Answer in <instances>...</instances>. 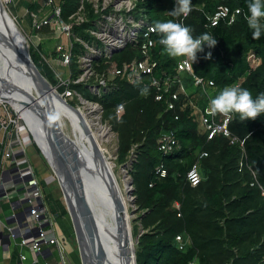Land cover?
<instances>
[{
	"label": "trees",
	"instance_id": "16d2710c",
	"mask_svg": "<svg viewBox=\"0 0 264 264\" xmlns=\"http://www.w3.org/2000/svg\"><path fill=\"white\" fill-rule=\"evenodd\" d=\"M80 2L60 0L61 18L67 21ZM83 3L86 19L73 28L74 56L70 64L73 78L81 72L79 56L86 51L83 41L94 40L91 29L95 28L93 21L99 16L90 0H83ZM175 4V0H138L132 13L137 18L146 16L156 24L157 20L170 18L167 13ZM191 4L194 8L184 24L190 26L193 37L208 32L217 39L215 46L204 45L196 53V59H191L193 71L207 81L213 80L215 86H206V90L196 87L188 73V80L184 82L177 66L185 54H169L160 41L151 51L152 58L158 62L154 75L181 76L188 93L198 96L200 106H205L224 86L234 83L251 89L254 97L264 93V34L259 38L252 34L246 18L248 0H191ZM219 4L240 8L241 13L232 24L222 21L208 29L204 11L198 7L203 6V10L211 12ZM43 5L44 0H33L27 9L38 12ZM48 29L49 26L43 28L41 33ZM47 45L43 41L37 48L30 44V55L39 71L62 93L66 86L59 85L53 69L41 56H55L54 46ZM250 51L261 58L256 68L247 61ZM137 57L138 49L128 44L111 58L95 61L93 66L101 74L107 71L111 61L121 66ZM151 81L150 75H142L141 81L134 82L117 77L108 83L114 88L101 96L88 88V84L96 83L94 78L69 84L83 98L102 107V121L107 122L118 137L117 161L123 164L135 155L130 172L137 207L132 234H138L140 225L143 228L135 249L136 264H190L192 261L198 264H264V113L246 120L234 113L229 128L234 135L245 139L244 167L239 170L242 148L230 144L222 134L208 140L198 114L185 96L180 95L174 109H168L170 93L165 94L163 100H156L157 89ZM177 87L178 84L173 83L171 91ZM77 101L75 98L69 102L76 106ZM171 130L176 133L179 148L163 155L157 140L162 132ZM204 151L208 155L201 157ZM196 161L201 181L191 186L187 172ZM160 164L167 171L165 177L156 174ZM251 182L255 183L251 185ZM54 220L58 236L72 248L62 219L55 216ZM177 235L186 239L183 249L178 246ZM74 262L79 264L76 258Z\"/></svg>",
	"mask_w": 264,
	"mask_h": 264
},
{
	"label": "built area",
	"instance_id": "2783aa9c",
	"mask_svg": "<svg viewBox=\"0 0 264 264\" xmlns=\"http://www.w3.org/2000/svg\"><path fill=\"white\" fill-rule=\"evenodd\" d=\"M7 0H5L6 2ZM39 1V0H34ZM91 1V0H90ZM138 0H97L93 2L95 13L99 16L93 21L94 27L91 29V34L94 40L84 42L83 45L87 51L88 45H95L96 49H92L91 53L79 56L80 74L73 78L70 70V64L74 56L73 44V28L75 25H80L86 19L85 6L83 0L77 10L73 12L67 21L61 18V6L57 0H44V5L51 8L50 14L41 15L40 12L29 11L27 14L31 18V25L37 35H35V44L37 46L45 39L44 33L41 30L45 27L54 28L56 32L52 38L55 41L64 34L68 37L69 44L56 42L54 45L55 56L41 54L42 59L53 69L59 81V85L66 86L63 97H69L74 94L69 84L72 82L80 83L87 82L91 78L96 80L95 84H88V88L92 85L94 93L101 96L113 89L109 86V81H114L117 77L125 78L130 82L141 81L142 75H150L152 78L151 84L156 87V100H163L165 94L170 93L171 98L167 101L168 109H174L176 101L180 99V95H184L188 104L196 111L199 117V122L202 129L208 134V140L213 139L217 134H222L227 137L230 144H238L242 148L241 159L239 162V170L244 167V142L245 139H240L234 135L229 125L234 118V113L229 115L218 111H213L211 99H208L205 106H200L198 96L188 93L187 88L179 75L174 77H156L155 70L158 67L157 60L151 56L152 49L160 41L162 33H160L156 24L152 23L146 16L137 18L132 11L134 10ZM175 7L179 5V0H175ZM203 7V6H202ZM202 7H198L204 11L207 18L205 26L211 29L217 26L220 22L226 21L227 24H232L236 21L241 13L240 8L232 9L226 4H219L216 8L207 12ZM194 7L192 6L191 9ZM186 15L181 13L178 16L168 12L169 19L177 20L184 24ZM98 31V34L96 32ZM115 33H123L127 35V39L120 45H111L110 38ZM49 38V37H48ZM76 40H80L75 38ZM82 43V41L80 40ZM161 43V42H160ZM128 44L134 45L139 51V58H134L130 62H124L119 66L116 62L111 61L106 72L99 74L93 64L101 58H111L113 54L122 51ZM162 44V43H161ZM206 47H209L205 44ZM85 51V52H86ZM84 52V53H85ZM84 56V57H82ZM58 61L68 67L69 75L67 78H62L54 69L53 62ZM81 61L83 64L81 65ZM247 61L252 68H256L261 63V58L253 51L247 55ZM178 71L186 72L194 79V84L203 90L206 86H215L213 80L207 81L204 77L196 75L193 71V62L191 58L184 55L178 62ZM110 73L112 75L110 76ZM173 83H177L178 87L175 91H171ZM239 84V83H236ZM99 92H95L97 89ZM103 89V91L101 90ZM78 96V95H77ZM81 98V96H80ZM84 101H88L82 99ZM95 105L98 103L88 101ZM100 106V105H99ZM101 107V106H100ZM121 108V107H120ZM102 110V107H101ZM119 112V109H118ZM178 116H176V119ZM30 119L16 108L13 104L5 99L0 98V213L1 204L8 202L10 204V214L5 218V221L0 218V245L8 248L4 234H7L11 239L18 241L17 245L20 249L28 248L30 252L36 255L44 253V245H56L58 248L57 264H67L66 259V243L56 234V226L52 211L48 210L45 205L44 197L41 191V183L35 172L34 166L29 162L27 156V148L35 141L38 146L40 143L31 127ZM158 148L163 155L170 154L179 148V141L176 133L171 130L162 132L157 140ZM43 152V151H42ZM44 154V153H43ZM207 152H202V156H207ZM49 162V159L46 157ZM51 171L53 172L52 168ZM54 174V173H53ZM156 174L160 177H165L167 171L163 164H160L156 169ZM187 181L191 186H196L201 181L199 163L196 161L192 164L187 172ZM255 182H251L253 185ZM264 194V190L262 192ZM177 207L179 206L176 204ZM180 215V214H178ZM176 241L180 249L184 248L186 239L182 235L176 236ZM27 260L24 253L20 255V261ZM38 257H33L29 264H37ZM44 264H50L45 262ZM190 264H198L196 261Z\"/></svg>",
	"mask_w": 264,
	"mask_h": 264
},
{
	"label": "water",
	"instance_id": "95a60500",
	"mask_svg": "<svg viewBox=\"0 0 264 264\" xmlns=\"http://www.w3.org/2000/svg\"><path fill=\"white\" fill-rule=\"evenodd\" d=\"M4 2L5 0H0V47L5 52L3 56L9 66V71L6 73H10L12 82H21L29 87L27 90L21 89L17 84L0 78V92L7 87L6 89L12 92V96L19 95L21 99L18 100L22 107L18 108L28 119H30L29 112L24 108L32 103L29 110L36 115L47 138L50 157L43 149L42 151L49 159V164L63 193L77 243V252L67 247L68 253H72L79 264H136L130 227L131 214H126L117 193L111 195L114 200L111 199V201L113 205L115 204L113 208H116L119 217V220L115 222H117L121 238L119 242L110 239L112 244L117 245L118 250H116L115 260H108L99 237L98 219L94 217L85 194V184L98 185L93 176L94 163L84 162L80 156L76 155V150L69 145V139L61 128L59 118H51L56 115L55 102L73 109L76 107L71 105L39 71L31 58L25 35ZM24 112H27V115ZM92 199L94 200L93 196ZM130 201L134 206L135 199L131 197ZM139 236L140 234L137 236V242Z\"/></svg>",
	"mask_w": 264,
	"mask_h": 264
},
{
	"label": "bare ground",
	"instance_id": "6f19581e",
	"mask_svg": "<svg viewBox=\"0 0 264 264\" xmlns=\"http://www.w3.org/2000/svg\"><path fill=\"white\" fill-rule=\"evenodd\" d=\"M127 38V35H124L123 33H115L110 38V44L113 46L120 45ZM4 54V50L0 47V78L7 82H12L13 78L10 76V73H6L9 71V66L3 56ZM12 83L17 84L21 89L25 90L29 87L17 81H13ZM6 88L1 90L0 98L9 100L17 108H21L22 104L18 100L21 99V97L17 94L12 96V92ZM81 103L82 105L73 109L55 102L54 109L57 119L59 118L60 120L66 118L70 123L73 136H66L69 139V145L76 150V155L80 156L81 160L84 162L87 161L89 163H94L93 176L94 179L96 178L95 181L97 180L96 183L98 185L87 186L85 184V194L88 197V204L93 211L94 217H97L98 219L99 237L103 249L106 251L108 260L114 261L116 250L118 249L116 244H112V242H110V239L119 242L121 233L119 229H117V222H115L119 220V217L117 216L116 208H113L115 204L113 205L111 201V199L113 200L111 195L113 193L118 194V197L121 198L122 205L124 206V210L127 214L129 213L127 205L131 199L130 193H132V188L129 180L126 178L124 180L123 188L120 187L117 177L113 171L112 164L106 156L107 150L105 143L110 141L111 129L107 125L101 123L99 117L93 119L92 116L88 115V113L92 114L95 110H98L97 105L84 100H82ZM30 106H32V103H29L26 107L24 106V110L29 112L28 114L30 117L29 121L31 123V127L34 130L44 152L50 157L51 154L47 138L43 133V129L36 115L29 110ZM24 113L27 115V112ZM91 195L94 197V200Z\"/></svg>",
	"mask_w": 264,
	"mask_h": 264
},
{
	"label": "rangeland",
	"instance_id": "374dc122",
	"mask_svg": "<svg viewBox=\"0 0 264 264\" xmlns=\"http://www.w3.org/2000/svg\"><path fill=\"white\" fill-rule=\"evenodd\" d=\"M32 1L33 0H7L6 2H4L5 6L7 7V9L10 12V14L14 17L19 28L21 29V31L25 35L27 43H28V47H30V44H32V45L35 44V35L39 34L33 30L30 19H29L28 14H27V5ZM57 1H60V0H57ZM91 1L96 2L97 0H91ZM41 11L47 15L48 13L50 14L51 8L49 6L43 5V8ZM53 30H54V28H52V29L49 28L48 31L44 33L46 37H49L50 41L48 39H46L47 41H43V42H50L52 44V46H54L56 42H63L64 44H67V45L69 44L68 37L64 34H61V37L59 39H57V41H55L54 39H56V38H52V36L55 35L56 32ZM96 34H98V31L96 32ZM88 47L89 48L84 53L85 54L84 56H86L87 53H91L93 51L92 49H96L94 44L88 45ZM84 56H82V57H84ZM82 64H83V62L81 61V65ZM53 65H54V69L57 71V73L62 78L68 77V75H69L68 67L64 66L63 64H61L58 61H54ZM111 75H112V73H110V76ZM182 78H183L184 82L186 79L188 80V75L186 72H182ZM92 87L93 86L91 85L90 89L94 93V89ZM101 90L103 91V89H101ZM72 91L74 92V94L72 96L65 97V99L69 102V101H72L75 98H77L78 101H77L76 107L79 105H82V103H81L82 98H80L81 95L75 90H72ZM95 92L98 93L99 90L97 89V90H95ZM97 107H98L97 108L98 110H95L92 114L88 113V115L92 116L93 119H95L96 117H99L101 123H103L104 125H107L111 129L110 141L105 143L106 144L105 147L107 150L106 156H107L109 162L112 164L113 171L117 177V180L119 182L120 187L123 188L125 178L128 179L129 182L131 183V188H132V193H130V195L132 198L135 199V196L133 193L134 192L133 181H132V178L130 175L131 165H132L131 160L132 159L134 160L135 155H132L130 157L131 160H128L126 163L120 164L117 161V154H118V137H117V134L112 130V127L107 122L102 121L101 107L99 105ZM60 125H61L62 130L64 131V133L68 137L73 136V134L71 132L72 129H71L70 123L66 118L60 119ZM26 151H27V156H28L29 162L34 166V169H35V172H36L38 178L40 180H43V182L41 183V191H42V194L44 197L46 207L49 210L50 206L52 205V212L51 213L53 215L57 214V217H60L62 219V222L67 229V234L69 236V238H68L69 243L73 249H77V243H76V239L74 236L73 225H72V221H71V218L69 215L68 207L65 203L63 193L61 191L59 183H58L55 175L51 171V166H50L48 160L46 159L41 148L38 146V144L35 141L33 142V144L31 146H29L27 148ZM133 152H135V149H133ZM2 207L4 210V214L0 213V218L5 220V215L10 214V204L8 202H3ZM127 207H128V212L131 214L130 215V227H131V233H132L133 232L134 219L137 217L136 203L133 206L132 202L130 203V201H129ZM138 224H139V222H138ZM142 229L143 228L140 225L138 227V231H139L138 234L137 235L132 234V238L134 241V244H133L134 250L136 249V245H137V236L139 234L141 235V233H143ZM14 250H15V243H14V241H12L10 248L6 251V254L11 255V253H13ZM74 258L75 257L73 254H71V253L67 254L66 255L67 264H76L74 262Z\"/></svg>",
	"mask_w": 264,
	"mask_h": 264
},
{
	"label": "clouds",
	"instance_id": "9594fccd",
	"mask_svg": "<svg viewBox=\"0 0 264 264\" xmlns=\"http://www.w3.org/2000/svg\"><path fill=\"white\" fill-rule=\"evenodd\" d=\"M191 8V0H179V5L174 7L171 13L174 16L181 13L186 15ZM246 18L254 37L259 38L264 34V0H248ZM156 28L162 33L160 42L169 54L174 56L187 54L193 61L196 59V53L202 50L205 44L212 47L217 43L216 37L208 32L199 37H193L190 26L173 19L157 20ZM208 55L210 56L211 53L209 52ZM81 98L85 99L82 96ZM210 102L213 111L229 115L239 113L240 117L245 120L264 113V93L254 97L251 89L235 83L224 86L218 94L211 98ZM51 118L56 119L57 117L53 115Z\"/></svg>",
	"mask_w": 264,
	"mask_h": 264
},
{
	"label": "crops",
	"instance_id": "0c3cea01",
	"mask_svg": "<svg viewBox=\"0 0 264 264\" xmlns=\"http://www.w3.org/2000/svg\"><path fill=\"white\" fill-rule=\"evenodd\" d=\"M45 35V34H44ZM46 39H48L50 41V39L48 37H45V39L43 41H46ZM48 43V47L52 48V44L50 42H46ZM50 209L52 210V207L50 206ZM1 214H4V210L1 204ZM9 215V214H8ZM8 215H5V218L8 217ZM57 216V214L54 215V217ZM3 221H5L3 219ZM56 234L58 235L57 229H56ZM4 236H6L5 238L8 239L6 240V243L9 244L8 248H5V245L2 246L0 245V264H29L31 262V260L33 259L34 255L35 257H38V262L37 264H44L45 262H48L50 264H57V257H58V248L56 247V245H44V253H41L39 255H36V253H32L30 252V250L28 248H23L20 249V247L17 245L18 241L15 239H11L7 234H4ZM12 241H14L15 243V250L13 253H11V255H7L6 251L10 248V245L12 243ZM67 248V245H66ZM21 253H24L27 256V260L23 261V263H21L20 261V255ZM67 254H70L66 253Z\"/></svg>",
	"mask_w": 264,
	"mask_h": 264
},
{
	"label": "flooded vegetation",
	"instance_id": "af4514ba",
	"mask_svg": "<svg viewBox=\"0 0 264 264\" xmlns=\"http://www.w3.org/2000/svg\"><path fill=\"white\" fill-rule=\"evenodd\" d=\"M51 207H52V205H51ZM51 210V209H50ZM52 211V210H51ZM55 215V214H54Z\"/></svg>",
	"mask_w": 264,
	"mask_h": 264
}]
</instances>
